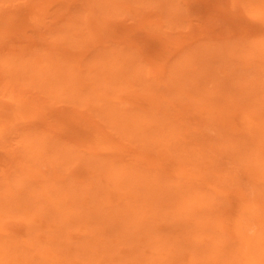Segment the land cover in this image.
I'll use <instances>...</instances> for the list:
<instances>
[{
    "label": "rangeland",
    "instance_id": "rangeland-1",
    "mask_svg": "<svg viewBox=\"0 0 264 264\" xmlns=\"http://www.w3.org/2000/svg\"><path fill=\"white\" fill-rule=\"evenodd\" d=\"M0 264H264V0H0Z\"/></svg>",
    "mask_w": 264,
    "mask_h": 264
}]
</instances>
